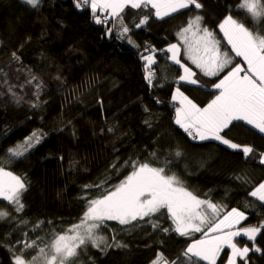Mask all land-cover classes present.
<instances>
[{
    "label": "trees",
    "instance_id": "1",
    "mask_svg": "<svg viewBox=\"0 0 264 264\" xmlns=\"http://www.w3.org/2000/svg\"><path fill=\"white\" fill-rule=\"evenodd\" d=\"M191 1L195 6L157 18L147 4L109 15L86 0H0V168L23 184L15 201L0 199V264L50 247L140 167L173 169L174 183L188 191L198 184L201 228L179 234L160 212L112 237L117 224L108 222L100 226V248L84 245L69 264H151L159 257L165 264H207L188 246L232 212L243 218L224 233L257 235L232 236L234 246L213 264H264V196H255L264 186V135L234 121L220 138L199 141L179 126L173 93L202 109L219 93L221 75L207 78L191 67L199 85L181 83L182 67L168 51L198 16L232 68L241 61L220 25L231 19L264 39V20L242 9L244 0ZM240 249L248 251L244 258Z\"/></svg>",
    "mask_w": 264,
    "mask_h": 264
},
{
    "label": "rangeland",
    "instance_id": "2",
    "mask_svg": "<svg viewBox=\"0 0 264 264\" xmlns=\"http://www.w3.org/2000/svg\"><path fill=\"white\" fill-rule=\"evenodd\" d=\"M156 6L158 7V5ZM241 8L249 12L255 21L264 20V3L262 0H244L241 3ZM189 24L178 35L180 40L182 35L189 33L190 37L186 36L187 49L192 42L191 38H194V48L198 47V49L210 51L214 49L218 56L223 54L229 63L232 62L227 53L220 48L217 39L203 28L200 17H194ZM247 33L257 45H264L263 38L257 37L249 31ZM199 43L201 45H198ZM147 59L148 57H146V61ZM184 72L190 75L187 69ZM172 173L173 169L161 172L147 167L138 168L136 172L128 176L114 189L94 200L85 218L79 224L71 227L66 234L55 239L50 247L39 248L30 260H17L18 264H69L72 256L84 245L90 244L92 248L97 250L100 248V245L105 241V236L101 233L100 227L103 224V227L108 222L117 224V228L110 232V235L115 237L119 233L120 227L153 218L160 212H165L172 218L179 234L184 235L199 230L202 226V217L197 213V209L202 204L194 194L174 183ZM22 186V181L18 176L0 168V199L15 201L22 190ZM199 187L198 184L192 186L193 190H198ZM255 196L258 198L264 196V186L255 193ZM242 218L240 213L232 212L221 219L212 225L200 240L189 244L188 254L207 264H213L223 248L231 249L234 246L233 242L229 243L227 240L231 239L232 236L247 237L250 233L251 230L246 231L237 228L234 230L236 235L230 233L232 230L229 235L224 233L230 226L235 228L240 224ZM151 221L152 219L148 223ZM199 221L200 225L197 224ZM247 253L246 249H240L237 256L244 258ZM151 264L165 263L159 257ZM227 264L234 263L228 261Z\"/></svg>",
    "mask_w": 264,
    "mask_h": 264
},
{
    "label": "crops",
    "instance_id": "3",
    "mask_svg": "<svg viewBox=\"0 0 264 264\" xmlns=\"http://www.w3.org/2000/svg\"><path fill=\"white\" fill-rule=\"evenodd\" d=\"M86 1L91 7L104 9L109 15H116L127 5L147 4L154 9L157 18L167 17L190 5L195 6L191 0ZM220 32L231 53L240 59L239 65L228 68L229 60L223 54L218 56L214 49L210 51L194 48V38H191L192 42L187 49L186 36L190 37L189 33L181 36L180 46L173 45L168 48L171 60L182 67L179 78L181 83L199 85L194 79L195 72L192 68L207 78L221 75L214 86L219 93L209 105L202 109L183 94L174 92L172 101L178 106L175 121L183 129L193 131L199 141L220 138L222 131L234 121L243 122L264 135V45H257L247 31L231 19H226L220 25ZM196 40L198 41L197 38ZM147 60L148 65L152 67L154 59L149 56ZM185 69L190 75L184 72ZM244 72H246L245 76H243ZM262 163L264 164V155ZM195 191L197 192L191 187V194ZM233 227L230 226V228ZM256 235L257 231L252 230L247 237L255 238Z\"/></svg>",
    "mask_w": 264,
    "mask_h": 264
},
{
    "label": "bare ground",
    "instance_id": "4",
    "mask_svg": "<svg viewBox=\"0 0 264 264\" xmlns=\"http://www.w3.org/2000/svg\"><path fill=\"white\" fill-rule=\"evenodd\" d=\"M175 13H176V12H175ZM211 35H212V34H211ZM245 75H246V72L243 73V76H245Z\"/></svg>",
    "mask_w": 264,
    "mask_h": 264
}]
</instances>
